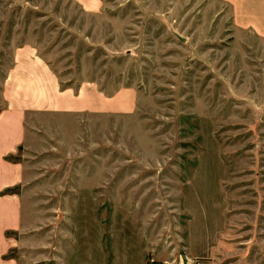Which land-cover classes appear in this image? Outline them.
<instances>
[{
    "label": "rangeland",
    "instance_id": "obj_1",
    "mask_svg": "<svg viewBox=\"0 0 264 264\" xmlns=\"http://www.w3.org/2000/svg\"><path fill=\"white\" fill-rule=\"evenodd\" d=\"M44 74L8 256L264 264V0H0V110Z\"/></svg>",
    "mask_w": 264,
    "mask_h": 264
},
{
    "label": "crops",
    "instance_id": "obj_2",
    "mask_svg": "<svg viewBox=\"0 0 264 264\" xmlns=\"http://www.w3.org/2000/svg\"><path fill=\"white\" fill-rule=\"evenodd\" d=\"M78 1L82 2V0ZM23 49L38 51L35 45L33 47L27 45ZM46 59L50 60L48 57L41 56L44 64L47 63ZM13 77L11 82L14 81ZM34 80H36L35 74ZM42 80L47 88L37 98H33L35 95L28 90V85L25 88V94L24 87L19 85L16 86L12 95L3 97L2 101L4 107L0 110V264H18L17 259L8 256V253L12 248L19 247V240L9 233H23L35 226L32 205L24 201V193H29L28 191L32 193L31 189L25 188L30 174L25 170L26 165L15 159V156L20 148L29 147L38 139L34 130L35 111L30 109L34 101L44 106L47 109L45 113L50 115L51 108L56 106V99L64 95V93L60 94V90L58 92L55 90L51 75H42ZM56 93L59 95L58 98H56ZM65 97H62L63 100ZM20 185L22 193L14 192L13 189Z\"/></svg>",
    "mask_w": 264,
    "mask_h": 264
},
{
    "label": "built area",
    "instance_id": "obj_3",
    "mask_svg": "<svg viewBox=\"0 0 264 264\" xmlns=\"http://www.w3.org/2000/svg\"><path fill=\"white\" fill-rule=\"evenodd\" d=\"M198 264H203L202 262H198Z\"/></svg>",
    "mask_w": 264,
    "mask_h": 264
}]
</instances>
